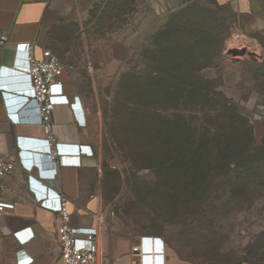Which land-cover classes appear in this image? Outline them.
Returning <instances> with one entry per match:
<instances>
[{"label": "rangeland", "instance_id": "374dc122", "mask_svg": "<svg viewBox=\"0 0 264 264\" xmlns=\"http://www.w3.org/2000/svg\"><path fill=\"white\" fill-rule=\"evenodd\" d=\"M90 1L84 0L83 18L64 17L54 22L48 32L53 53L60 60L61 54L65 56L69 49L78 55L94 54L95 59L100 51L102 76L99 75L98 84L111 89L110 93L103 94L105 90H102L93 96L96 110L105 112V122L111 117L109 104L114 100L115 82L120 73L150 69L140 54L152 47L157 31L168 23L169 14L191 2L212 7V0H181L176 4L171 0H136L135 9L125 16L124 23L98 33L84 24L88 10L101 2ZM219 14L228 18L232 27L241 21L229 11L222 10ZM250 34L231 28L222 41L220 56L214 59V67L202 71L216 85V93L210 97L191 94L181 100L174 91L160 98L149 89L145 98H141L140 103L155 108L156 115L148 113L144 120L147 126L136 123L133 117L136 124L131 127L133 132L121 133L125 140L130 135L136 147L127 151V156L111 152L106 165H112L116 174L111 173L110 182L101 190L114 214L118 232L160 235L177 254L200 264H237L246 259L248 249L255 248L254 242L264 243V186L252 191L254 194L259 191L261 197L251 199L250 206L241 202L243 207L239 209L240 201L232 198V192L237 193L238 189L228 185L222 176L212 184L203 180L194 183L186 177L194 169L192 157L195 159L197 154L204 167L223 173V165L209 161L201 150L197 153V144L229 136L232 122L238 121L235 111L249 118L257 143L264 134V70L261 78L253 79L264 50ZM246 35L250 39L243 37ZM260 35L264 41V32ZM110 58L115 61H109ZM106 67L114 72L115 78L104 77ZM77 73L76 70V76L81 77ZM129 95L125 90L117 94L122 100ZM225 99L232 101L234 110L225 104ZM214 107L219 111L216 115L211 114ZM207 128L214 129L215 135L206 133ZM141 129L143 136L137 134ZM142 142L144 148L140 147ZM104 145L108 141H103ZM254 158L250 160H261L264 167V156ZM196 186L200 193L195 192Z\"/></svg>", "mask_w": 264, "mask_h": 264}, {"label": "crops", "instance_id": "0c3cea01", "mask_svg": "<svg viewBox=\"0 0 264 264\" xmlns=\"http://www.w3.org/2000/svg\"><path fill=\"white\" fill-rule=\"evenodd\" d=\"M179 1L171 0L173 4ZM215 1L229 4L237 19H241L232 30L252 33L264 28V0ZM84 5V0H0V37H6L0 43V156L17 161L0 191L5 205L0 212V264H62L56 214L40 206L47 192L51 198L49 193L53 190L65 196L73 226L98 230L95 245L100 264L138 261L132 247L139 236L118 232L114 214L107 207L108 200L101 194L116 169L106 165L111 152H115L110 145V120L105 122V112L96 110L93 96L104 90L103 94L110 93L111 89L98 84L99 75L102 76L100 51L95 59L94 54L78 55L69 49L59 59L64 70L59 77L61 84L53 87L51 114L53 133L62 155L58 161L46 154L45 134L35 101L20 105V97L25 95L22 91L29 85L17 70L22 50L12 48L29 42L37 58L43 49L53 52L49 27L64 17L83 18ZM243 37L250 39L247 35ZM76 70L81 77L76 76ZM103 71L106 78L116 76L108 67ZM103 141H108L109 150ZM73 157L79 165L62 164L72 162ZM17 231L24 237L32 235L21 241L14 234ZM165 244V264H200L177 254L166 241Z\"/></svg>", "mask_w": 264, "mask_h": 264}, {"label": "trees", "instance_id": "16d2710c", "mask_svg": "<svg viewBox=\"0 0 264 264\" xmlns=\"http://www.w3.org/2000/svg\"><path fill=\"white\" fill-rule=\"evenodd\" d=\"M135 3L136 0H101L88 10L84 24L93 32L111 30L116 24L124 23L125 16L135 9ZM210 4L212 7L191 2L172 11L167 17L168 23L157 31L152 47L142 50L140 54L150 69L127 70L120 73L115 82L114 100L109 104L111 110L110 145L115 152L118 151L127 156V151L136 147L130 135L127 137L128 140L120 136L121 133L133 132L131 127L136 125L133 123V117L136 118V123L147 126L144 120L148 113L152 112L156 115L155 108L152 109L140 103L141 98L148 94L149 89L160 98H166L175 91L181 100L191 94L210 97L216 93L215 83L211 78H206L202 71L214 67V59L219 57L223 50L222 41H225L232 28L228 18L226 19L219 12L224 10L229 11L231 16H236V14L227 3L219 4L212 0ZM263 32L264 28L252 32L249 36L264 50L263 37L260 35ZM169 70H173L175 74ZM263 70L264 53L262 60L257 64L253 79L261 78ZM206 84L209 85L205 86ZM124 90L130 95L122 100L117 94H121ZM225 104L234 110L235 105L231 106L232 101L225 99ZM211 110V114L216 115L219 112L216 107ZM234 115L238 121L237 123L232 122L229 136L211 140L209 143L207 140L205 144L200 142L197 144V153L201 150L200 152H204L209 161L214 160V163L223 165V173L217 172L215 168L204 167L201 163V156L197 154L195 159L192 157L194 169L186 177L194 183L203 180L207 184H212L219 176H222L228 185L238 189L237 193L232 192V198L240 201L238 208L242 209L243 203L250 206L251 199L261 197L259 191L255 194L252 191L254 188L264 186L262 181L264 167L260 159H258L260 161L250 159L255 156H264V134L257 143L249 118L240 115L238 111H235ZM140 132L137 134L143 136L142 129ZM205 132L211 136L215 135V130L211 128H207ZM164 145L168 147V144ZM106 147L109 150L108 145ZM140 147L144 148V142ZM194 189L195 192L200 193L199 186ZM196 206L198 207L199 203ZM115 215L119 217L118 213ZM253 244L255 248L248 249L246 259L240 260L237 264H264V243L257 240Z\"/></svg>", "mask_w": 264, "mask_h": 264}, {"label": "built area", "instance_id": "2783aa9c", "mask_svg": "<svg viewBox=\"0 0 264 264\" xmlns=\"http://www.w3.org/2000/svg\"><path fill=\"white\" fill-rule=\"evenodd\" d=\"M5 39V35H2L0 43H4ZM12 49L14 51L22 50L23 58L17 70L28 80L29 85L22 91L25 95L20 97V105L31 99L35 101L45 134L46 154L58 161L62 155L59 154L58 145L60 143L53 133L51 123V114L54 109L52 95L53 87L61 84L59 77L64 66L50 49H43L41 57H35L29 42L18 43ZM5 101L7 102L6 98ZM13 118L17 120L15 116ZM82 151L86 152V149L82 147ZM16 164L17 161L0 156V191L5 188V177L14 170ZM62 164L79 165L80 163L73 157L72 162L63 161ZM49 195L51 198H48L47 192L46 197L40 201V206L56 214L59 254L62 264H100L99 252L95 245V239L99 235L98 230L73 226L70 222V212L65 196L56 190L51 191ZM4 208L5 205L0 197V212ZM20 232L17 231L14 234L21 241H25L32 235L29 233L27 237H24ZM132 250L137 252L138 261L136 264H165L166 244L161 236L140 235L138 243L132 247Z\"/></svg>", "mask_w": 264, "mask_h": 264}, {"label": "water", "instance_id": "95a60500", "mask_svg": "<svg viewBox=\"0 0 264 264\" xmlns=\"http://www.w3.org/2000/svg\"><path fill=\"white\" fill-rule=\"evenodd\" d=\"M263 108V107H262Z\"/></svg>", "mask_w": 264, "mask_h": 264}]
</instances>
